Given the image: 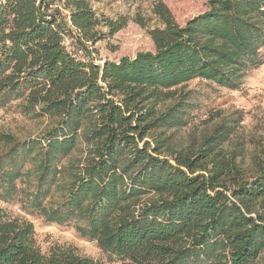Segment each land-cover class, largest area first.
I'll return each instance as SVG.
<instances>
[{
  "label": "trees",
  "instance_id": "16d2710c",
  "mask_svg": "<svg viewBox=\"0 0 264 264\" xmlns=\"http://www.w3.org/2000/svg\"><path fill=\"white\" fill-rule=\"evenodd\" d=\"M92 1L0 0V92L24 96L29 113L50 121L37 138L9 137L3 195L31 161L29 205L49 221H81L79 233L110 255L132 264H258L264 168L246 179L215 147L217 135L198 151L171 150L153 132L182 118L173 109L157 116L153 105L193 79L236 89L264 63V0H209L183 25L156 3L164 27L148 31L154 51L102 65L64 44L67 23L83 41L99 39ZM125 24L106 21L110 34ZM80 144L82 165H68L69 189L45 211L41 198ZM31 235V223L0 214V264H44ZM47 264L98 263L66 254Z\"/></svg>",
  "mask_w": 264,
  "mask_h": 264
},
{
  "label": "rangeland",
  "instance_id": "374dc122",
  "mask_svg": "<svg viewBox=\"0 0 264 264\" xmlns=\"http://www.w3.org/2000/svg\"><path fill=\"white\" fill-rule=\"evenodd\" d=\"M209 0H98L91 6L99 18L95 32L99 38L94 43L85 42L66 24L64 44L73 52L82 54L95 64L133 58L138 52L154 51L148 31L163 28L159 17L153 13L156 3L164 4L174 21L183 25L187 20L204 12ZM65 13V12H64ZM121 17L126 24L113 34L106 21ZM264 58V52H263ZM170 99L153 105L157 116L169 109L182 120L175 126H161L153 133L167 138L172 149L198 151L211 135L215 147L233 160L246 179L264 168V63L249 70L236 89L218 86L207 80L193 79L175 88ZM24 96L13 92H0V170L6 169V153L10 149L9 137L16 141L37 138L50 124L47 118L34 117L24 107ZM158 137V138H159ZM146 139H150L149 137ZM85 147L80 144L63 162L59 174L41 198L42 209L50 211L59 206L70 185L68 165H82ZM35 165L23 164L14 181V192L3 195L0 188V214L32 225L31 245L44 264L74 254L90 257L98 264H132L100 249L94 240L83 237L77 230L81 221L71 218L62 222L49 221L45 213L30 206L26 195L36 189ZM258 264H264V250Z\"/></svg>",
  "mask_w": 264,
  "mask_h": 264
}]
</instances>
